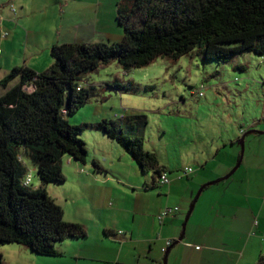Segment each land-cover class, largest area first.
<instances>
[{"label": "trees", "instance_id": "trees-1", "mask_svg": "<svg viewBox=\"0 0 264 264\" xmlns=\"http://www.w3.org/2000/svg\"><path fill=\"white\" fill-rule=\"evenodd\" d=\"M116 23L123 31L121 42L53 45L46 72L21 66L0 81L6 89L18 79L0 97V247L19 245L35 255L55 257L58 244L86 237L81 225L64 220L62 208L47 193L48 185L65 182V157L82 165L87 161L79 133L88 125L72 126L66 119L89 99V91L81 85L86 75L112 61L129 71L158 57L177 60L194 51L219 63L244 53L264 57V0H120ZM110 87L129 90L117 82ZM140 117L102 120L96 126L142 174L151 173L146 187L157 189L161 174L168 171L135 136L142 125ZM23 156L36 169V188L24 185L30 170ZM92 167L101 170L96 162ZM0 264H4L1 255ZM256 264H264V257Z\"/></svg>", "mask_w": 264, "mask_h": 264}, {"label": "crops", "instance_id": "crops-1", "mask_svg": "<svg viewBox=\"0 0 264 264\" xmlns=\"http://www.w3.org/2000/svg\"><path fill=\"white\" fill-rule=\"evenodd\" d=\"M95 1L99 10L103 0ZM13 3L19 8L18 12H11ZM72 3L76 4L77 0H10L8 6L0 3V81L13 68L21 66L37 73L46 72L52 59L50 55L39 59L42 46L49 52L53 45L85 44L87 40H94V20L85 14L83 18L87 23L78 24L79 32L73 35L68 31L69 34L62 37L64 27L61 23L71 14ZM33 11H43L44 15L48 12V15L36 18ZM31 17L34 21L40 20V24H49L43 35L31 36V32L24 29L23 26L31 24ZM36 27L33 24V29ZM4 32L9 35L4 37ZM75 36L79 40H74ZM114 36L119 38L121 34ZM16 49H19V55L22 49L25 50L24 61L19 59L17 62ZM17 82L18 79H14L6 89L0 86V97ZM81 85L84 88L82 82ZM103 137L99 139V146L101 142L112 141ZM100 153L104 154V151L98 150V155ZM104 158L101 162L98 157L90 161L87 157L85 165L68 157L62 161V172L66 165L73 184V207L66 222L81 225L86 230V237L67 239L58 244L55 257L38 256L18 245L1 246L4 264H256L260 256L264 257V248L259 249L257 243L251 242L252 235L249 236L252 227L264 234V192L255 193L246 185L254 170L252 163L243 172L247 182L244 177L232 180L224 191L213 188L222 181L205 187L194 203L183 231L197 189L226 174L232 168L233 160L214 171H193L186 177H193L191 185L183 182L182 176H171L174 170L170 167L162 166L168 171L170 182L157 188L164 190L154 192L155 189L146 187L150 181L139 178L133 166H130L135 176L132 178L124 166L112 164L105 154ZM92 162H96L101 170L94 171ZM124 195L130 197L129 204L123 201ZM202 198L198 217L190 224ZM152 203H155L153 207ZM165 207L177 208V211L159 222L157 216ZM63 213L65 215L64 210ZM237 215L241 216L238 220ZM255 216L258 218L256 224L253 223ZM168 241L171 242L169 246ZM213 241L216 245H212Z\"/></svg>", "mask_w": 264, "mask_h": 264}, {"label": "rangeland", "instance_id": "rangeland-1", "mask_svg": "<svg viewBox=\"0 0 264 264\" xmlns=\"http://www.w3.org/2000/svg\"><path fill=\"white\" fill-rule=\"evenodd\" d=\"M9 1L0 0V3L7 5ZM119 1L103 0L99 10L95 0H77L76 4L72 3L71 14L61 23L62 28L64 27L62 37L69 34L68 31L73 35L78 33V24H86L87 20L83 17L87 15L94 20L96 42L87 40L85 44L121 42L123 31L116 23V4ZM13 8L18 12L19 8L15 3ZM42 13L43 11L40 13L33 11L36 18L48 15V12L46 15ZM33 24L37 25L36 29H33ZM48 25L44 22L40 24V20L34 21L31 17V24L23 27L31 32V36H35L36 33L43 35ZM4 33L9 35L8 32ZM116 33H120L121 36L117 38L118 36H114ZM116 38L117 40H114ZM73 39L79 40L76 36ZM43 48L42 46L43 51L39 59L50 55V51L47 52V49ZM18 50L16 49L15 55L17 62L19 59L24 61L25 50L22 49L20 55L17 54ZM114 82L129 88L130 92L124 90L117 92L110 87ZM82 83L84 89L90 93L89 99L76 113L66 119L72 126L88 125L79 133V138L86 144L89 161L93 157H98L99 161L103 162L105 154L112 164L124 166L132 178L134 172L130 166H133L135 172L138 171L139 178L151 181V173L142 174L131 161V157L115 142H101L100 146L98 144L99 139L105 136L96 126L102 120L141 116L142 125L135 130V136L143 139L144 150L154 153L159 165L174 170L171 176H182L183 182L191 185L193 177L186 178L191 175L184 174L182 171L184 167L192 168L194 173L204 170L208 172L233 160L232 168L216 180L224 178L235 167L241 154L242 142L244 149L240 169L213 188L224 191L229 182L244 177V170L252 163L254 170L248 176L249 181L247 182V178L244 177L246 185L255 193L264 192V134H259L264 132V57L244 53L232 55L226 62L219 63L204 60L197 51H194L177 60L158 57L146 66L132 68L129 71H123L117 62L112 61L107 66L86 75ZM217 148H220V151L214 156ZM98 150L104 151V154L98 155ZM23 157L27 169L31 170V185L37 187L39 180L36 169L26 156ZM126 164L129 167H126ZM67 171L68 168L64 165L62 173L65 174L66 182L47 186L48 195L53 197L52 199L56 198L54 201L65 211V221L70 219L69 214L73 207V184ZM259 187L262 188L258 189ZM200 188L197 189L195 196ZM162 189L164 190L155 189L154 192H160ZM128 190L132 192L131 189ZM123 201L127 204L131 202L130 197L126 195ZM202 202L203 198L192 214L190 224L198 217V209ZM154 205L155 203H152V207ZM236 218L238 220L241 216L237 215ZM254 218L253 223L256 224L258 218L257 216ZM250 235L251 242L257 243L259 249L264 248L263 233L252 227ZM212 245H216L214 241Z\"/></svg>", "mask_w": 264, "mask_h": 264}, {"label": "built area", "instance_id": "built-area-1", "mask_svg": "<svg viewBox=\"0 0 264 264\" xmlns=\"http://www.w3.org/2000/svg\"><path fill=\"white\" fill-rule=\"evenodd\" d=\"M11 12L12 13H15V9L11 6ZM3 36L6 37L7 34L6 33H3ZM80 89V88H78ZM24 90L26 91H31L33 90V87H27V86H24ZM201 94V93H199ZM184 174L185 175H190L193 173V169L190 168V167H185L184 170H183ZM170 182L169 178H168V175L166 172L162 173L160 178H159V184L161 186H164V185H168ZM32 183V174H31V170L28 172V174L26 175V178L24 180V185L26 186H30ZM177 211V208H165L158 216V220L159 222H162L164 218L172 215L174 212ZM171 244L170 241L167 242V246H169ZM165 251V249H164Z\"/></svg>", "mask_w": 264, "mask_h": 264}, {"label": "water", "instance_id": "water-1", "mask_svg": "<svg viewBox=\"0 0 264 264\" xmlns=\"http://www.w3.org/2000/svg\"><path fill=\"white\" fill-rule=\"evenodd\" d=\"M259 134H264V132H261V133H259ZM244 137H245V135L241 138V141L243 140ZM241 146H242V147H241L240 158H239V160L237 161L235 167H234V168H233V169H232V170H231L226 176H224V178H221V179H219V180H216V181H214V182H211V183H209V184H206L205 186H202V187L199 189V191L197 192V194H196V196H195V198H194L192 204L190 205L189 210H188V212H187V214H186V218H185V221H184V224H183V231H184V227H185V224H186V222H187V219H188L189 215L191 214V212H192V210H193L194 203L196 202V200H197V198L199 197V195H200V193L202 192V190H203L205 187H207V186H210V185H212V184H216V183H218V182H220V181H223V180L228 179V178L231 177V176L236 172V170L240 167V165H241V159H242V152H243V149H244L242 142H241ZM180 240H181V237L179 238L178 241H180Z\"/></svg>", "mask_w": 264, "mask_h": 264}]
</instances>
